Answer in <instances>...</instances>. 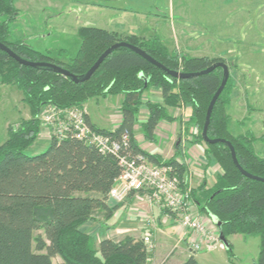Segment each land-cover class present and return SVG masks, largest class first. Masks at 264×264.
I'll list each match as a JSON object with an SVG mask.
<instances>
[{"label": "trees", "instance_id": "1", "mask_svg": "<svg viewBox=\"0 0 264 264\" xmlns=\"http://www.w3.org/2000/svg\"><path fill=\"white\" fill-rule=\"evenodd\" d=\"M17 16L13 0H0V43L23 59L55 64L78 77L118 42L138 47L173 71L195 73L216 62L227 64L220 58L170 53L156 37L120 36L92 27L78 30L80 45L76 53L67 62H61L25 42L10 39L9 27ZM222 76V69L218 67L196 77L176 79L134 51L119 47L103 59L87 80L76 83L49 68L21 65L0 50V86H15L29 111L28 119L7 128V138L0 144V264H53L55 256L60 258V264H146L149 254L142 239L105 238L94 247V239L79 228L98 218L108 220L117 207L108 205L109 190L121 172L114 155L104 154L73 136L63 139L52 136L40 153L30 155L27 150L39 136V115L44 107L82 110L89 99L122 95L121 121L116 128L98 129L84 113L88 126L118 142L121 152L142 154L153 164L170 166L180 183L187 186L183 176L185 165L176 159L179 145L173 157L162 161L157 155L140 149L134 137L141 97L150 87L160 89L163 102L145 103L148 116L141 126L145 138H153L160 120H172L168 107L187 105L190 108L186 122L196 128V133L191 132L190 136L194 142L205 145V153L221 170L212 187L204 189L202 185L197 190L190 189L192 201L200 213L216 217L221 223L226 241L223 247L229 255L231 244L227 237L230 234L258 236L259 254L254 264H264V182L245 177L234 165L226 144H208L201 137L207 106ZM232 89L229 75L213 106L207 136L229 141L240 167L264 178V157L254 150L253 133L233 135L228 130L230 117L225 107ZM124 134L126 146L121 142ZM35 231L41 233L34 235ZM180 264L198 263L189 255Z\"/></svg>", "mask_w": 264, "mask_h": 264}, {"label": "crops", "instance_id": "2", "mask_svg": "<svg viewBox=\"0 0 264 264\" xmlns=\"http://www.w3.org/2000/svg\"><path fill=\"white\" fill-rule=\"evenodd\" d=\"M13 5L18 16L10 24V39L25 42L33 49L49 53L61 62H67L76 53L80 45L78 30L82 27L142 39L156 37L171 53L231 61L229 75L233 89L225 107L230 117L228 130L232 133L231 124H239L242 131L232 133L233 135L251 131L256 137L254 150L264 157V129L259 130L260 134L256 135L250 120L251 114L258 112L250 109L251 106L246 101L247 91L251 87L249 82L255 81L257 75L253 71V74L245 75L239 63L232 62L233 59L227 55L234 49L229 51L231 47L225 46L232 43L239 46L240 51L264 52V37L259 35V38H253L251 27V20L256 19L255 24L262 31L259 34L264 33L263 4L257 6L256 11L252 10V0H13ZM230 27L231 30L227 29ZM224 29L229 32L224 33ZM61 50L64 51L60 52ZM122 100V95L92 98L83 108L96 128L113 130L121 121L117 110ZM141 100L143 103L163 102L160 89L156 87H150ZM175 110L180 111V114ZM183 110H186L185 114H182ZM236 111H240L238 117L234 114ZM168 112L172 120H160L153 131V138L149 140L141 129L147 119V109L144 104L139 107L134 125V137L138 146L166 161L174 156L175 148L179 145L180 153L176 155V159L185 165L183 176L186 184L193 191L202 185L204 189L212 187L220 177L221 170L215 160L205 153V145L196 143L191 138L190 126L186 123L190 108L179 105L168 108ZM48 139L50 140L49 137ZM137 196L142 200L137 199ZM127 202L129 207L124 204L116 207L106 226L103 222L100 224L88 221L79 227L94 239V247L105 238L120 240L124 236H131L142 239L148 234L155 246L153 253L149 255L150 259L168 256L166 264H180L192 255L200 264L197 256L199 250L192 252L191 244L197 242L201 247L203 243L206 247L203 237L179 227L165 210L146 201L142 192H130L125 203ZM193 205V212L199 215L204 226L217 235L218 239L217 227L211 217L200 213L194 202ZM120 210H125L127 216L119 219V213H122ZM97 220L104 221L103 218ZM167 247L169 251L165 253Z\"/></svg>", "mask_w": 264, "mask_h": 264}, {"label": "built area", "instance_id": "3", "mask_svg": "<svg viewBox=\"0 0 264 264\" xmlns=\"http://www.w3.org/2000/svg\"><path fill=\"white\" fill-rule=\"evenodd\" d=\"M42 110H51L43 116L45 125L51 130L50 137L63 139L73 136L88 145H93L104 154L114 155L121 166L120 174L114 179L108 193V200L121 203L130 192H142L147 200L167 211L179 227L192 234L203 237L206 247L211 248L213 241L219 242L217 235L206 233V227L198 214L193 212L194 205L190 195V187L182 185L170 166L153 164L142 154L129 155L121 152L120 144L109 137L92 130L85 121L84 109L70 107L57 109L46 106ZM41 110V112H42ZM45 112V111H43ZM40 117V115H39ZM122 145H127V135L122 137ZM148 254H152L154 243L151 235L142 238ZM215 244V243H213ZM222 247V244H220ZM200 245L192 242V252L198 251ZM165 261L148 259L146 264H164Z\"/></svg>", "mask_w": 264, "mask_h": 264}, {"label": "rangeland", "instance_id": "4", "mask_svg": "<svg viewBox=\"0 0 264 264\" xmlns=\"http://www.w3.org/2000/svg\"><path fill=\"white\" fill-rule=\"evenodd\" d=\"M252 2H253V9H252L253 11H256V7L262 4H263L262 7L264 8V0H252ZM255 21L256 19L251 20L252 22L251 27L253 28V32H252L253 38L255 39L259 38V35L262 38L264 37V33L262 35L259 34L260 33L259 31L261 30L255 24ZM227 29L231 30V27ZM227 29H224L222 31H224V33L227 34L229 32ZM225 46L231 47L229 51L234 49L233 52H230L227 55H229L230 58L233 59L232 62L236 61V63H239V66L241 67L240 69L242 70V72H244L245 75H251L252 71L254 75L255 74L257 75L254 79L255 81L251 80L249 82L251 87L247 91L246 101L248 105L251 106L250 109H254L256 112H258L255 114H251L250 121L254 125L256 135H259L260 134L259 130H261L262 128L264 129V78H263L264 77V52L255 51L252 53V51H245V50L240 51L239 46H236L232 43L225 44ZM253 54H254V57H253ZM225 62L228 64L229 69L232 68L230 64L231 61L230 62L225 61ZM252 68H257V69H252ZM249 83H247V86L249 85ZM145 103L142 102V104L144 105ZM84 110L86 109L84 108ZM47 111L50 112L51 110H42V112H40V133H43V134L40 135L39 133V136H38L39 138H37L35 143L31 147L28 148L27 153L30 155L40 153L48 146V143H49L48 137H50L49 135L51 133V130L48 126L45 125L44 118H43L44 115L49 113ZM117 111L119 112V110ZM183 111L184 112L182 114H185L186 110H183ZM174 112H178V114H180L179 113L180 111L175 110ZM147 113H148V110H147ZM238 113H240V111L234 112V114H237V117L239 116ZM28 118H29V111L25 103L22 101L21 92L17 90L14 86L1 85L0 86V144H2L3 141L6 139L7 137L6 132L9 126L16 127L20 120L28 119ZM104 118H105V112H103L102 119ZM187 124L188 126H190V132L196 133V128L190 125L189 123ZM230 127L232 129L231 130L232 133H237V132L242 131L241 126L239 124H231ZM145 198H146V201H148L147 196H145ZM137 199L142 200L140 196H137ZM108 201H109L108 202L109 206H113L116 204H119L117 206H120L124 204L126 207L128 205V202L125 203L126 199L123 200L121 203H116L111 199ZM120 211L122 213H119L120 215L118 214L119 219L127 216L125 210H120ZM116 216L115 218H117ZM94 222L95 223L103 222L102 224L106 226L107 225L106 223H108V220H104V221L96 220ZM213 228H215L216 230V227H213ZM38 233H41V232L35 231L34 235H37ZM206 233L208 234V236L211 235L209 234L211 233L210 229L208 230V228H206ZM227 239L231 244V255L227 253L223 245L222 247H219L221 243L216 242V239H215V241H213V243L215 244L212 243L211 248L204 247L203 243L201 244V247L197 254L199 263L200 264H254L255 263L258 257V254H259V246H260V240L258 236H253V235L245 236L240 233H233V234H230L227 237ZM165 251H166L165 253L169 251L168 247ZM167 257L168 256H163L160 259H157V260L154 259V261L155 262L161 261V260L167 261ZM60 262L61 260L58 256H55L52 258L53 264H60Z\"/></svg>", "mask_w": 264, "mask_h": 264}, {"label": "water", "instance_id": "5", "mask_svg": "<svg viewBox=\"0 0 264 264\" xmlns=\"http://www.w3.org/2000/svg\"><path fill=\"white\" fill-rule=\"evenodd\" d=\"M119 47L128 48V49L134 51L135 53H137L138 55L143 57L145 60H147L149 63L153 64L154 66H156L158 68H160L161 70H163L170 77H173V78H176V79H187V78H191V77H196L198 75L206 74V73L214 70L215 68H218V67L221 68L222 72H223L222 81H221L219 87L217 88V90L215 91V93L213 94V96H212V98H211V100H210V102H209V104L207 106V109H206V112H205V119H204L202 131H201L202 140L205 143H208V144H214V143H224V144H226L228 146L229 150H230L232 161H233L234 165L237 167V169L247 178L264 182V178H261V177H258V176H254V175L244 171L240 167V165L238 164V162L236 160L234 148H233V146L231 145V143L229 141H226L224 139H219V138L210 139L207 136V128H208V125H209L210 116H211V112H212L213 106H214L216 100L218 99L219 95L223 91V89H224V87H225V85H226V83L228 81V78H229V69H228L227 64H225L223 62H216V63L212 64L210 67L206 68L205 70H202L200 72H195V73H183V72L173 71V70H170V69L164 67L161 63L156 61L154 58L149 56L147 53H145L143 50L139 49L138 47L130 45V44L126 43V42H118V43H115V44L111 45L109 48H107L98 57V59L90 67V69L85 74H83V75L78 77V76H75V75L71 74L66 69H64V68H62L60 66H57L55 64H51V63H48V62H32V61L23 59V58L19 57L17 54H15L12 50H10L6 45H4L3 43H0V50L4 51L10 58H13L19 64L24 65V66H28V67L49 68V69L54 70L55 72L61 74L62 76H65V77H68V78L72 79L76 83L77 82H82L84 80H87L95 72V70L99 67V65L101 64L103 59L111 51H113V50H115V49H117ZM210 217H211L213 223L217 227L218 241L222 245H226V241L224 239L222 228H221V223L218 221V219L216 217H213V216H210Z\"/></svg>", "mask_w": 264, "mask_h": 264}]
</instances>
